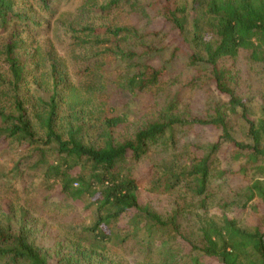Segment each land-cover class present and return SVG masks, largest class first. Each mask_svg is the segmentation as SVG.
I'll return each mask as SVG.
<instances>
[{
    "label": "trees",
    "instance_id": "16d2710c",
    "mask_svg": "<svg viewBox=\"0 0 264 264\" xmlns=\"http://www.w3.org/2000/svg\"><path fill=\"white\" fill-rule=\"evenodd\" d=\"M41 3L46 6L47 0ZM91 7L108 20L102 27L84 30L91 36L90 44H96L90 49L122 65L111 68L112 80L105 83L111 84V95L126 100L127 95L142 94L157 112L126 132L127 115L116 116L112 109L100 121L103 134L98 137L104 140L89 142L81 132V117L75 126L59 129L56 100L51 97L46 117L38 118L41 133H36V118L28 117L19 93L25 61L14 55L15 44L7 42L4 62L11 77V98L8 107L0 105V141H9L8 147L15 142L23 145L34 166L43 170L41 181L47 189H57L70 205L81 203L90 221L71 234L73 241L60 240L42 233L46 225H34L29 214L9 206L0 221V264H105L96 249L118 238H124L125 245L132 241L126 251L129 258L143 256L155 246L156 264H264V0H91ZM124 10L134 15L132 22L117 19ZM21 18L13 0H0L2 25ZM166 52L168 60L161 62ZM179 57L188 67H203L191 80L209 96L200 115L186 110L177 115L174 101L167 108L156 103V85L167 65ZM257 68L262 90L252 99L250 71ZM185 125L213 131L217 137L211 144L190 147L187 168L178 171L181 160L168 159L149 164L142 174L134 171L152 151L168 150L165 135ZM183 177L188 181L183 186L186 200L198 198L199 210L206 208L201 198L212 181L233 188L194 239L181 229L183 216L188 215L183 198L163 209L141 199L169 196L181 187ZM4 179L9 182L10 176ZM245 214L253 218L246 227ZM130 219L133 231L125 230ZM118 222L122 229L114 226ZM33 237L40 241L37 245Z\"/></svg>",
    "mask_w": 264,
    "mask_h": 264
},
{
    "label": "rangeland",
    "instance_id": "374dc122",
    "mask_svg": "<svg viewBox=\"0 0 264 264\" xmlns=\"http://www.w3.org/2000/svg\"><path fill=\"white\" fill-rule=\"evenodd\" d=\"M13 1L22 18L7 21L3 25L0 22L1 106L8 107L11 98L9 89L11 77L4 62V49L6 43L10 42L15 44L14 55L22 56L25 61L26 72L19 93L28 117L36 118V133H41L39 125L46 117L47 103L51 97H55L56 100L55 117L59 129L64 130L69 125L75 126L81 117L84 122L81 132L89 142L104 140V137H98L99 132L103 134L100 121L105 116H110L112 109H115L116 116L127 115L125 125L128 124L129 128L126 132L142 125V121L153 119L157 111L150 108L152 105L150 99L145 100L142 94L133 97L127 95L126 100L120 96H112L111 84L105 85L112 80L111 68L122 65L114 57L90 49L92 46L95 48L96 44H90L91 36L84 30L89 27H102L108 20V17L102 18L96 9L91 7V0H47L46 6H42L41 0ZM120 14L122 15L117 18L118 20L129 18L132 22L134 18V15H129L125 10ZM168 55V52L164 53L161 62L167 61ZM185 61L184 57H179L167 65L165 76L156 85L155 100L159 108H167L170 102L174 101L178 109L177 115H183V110L200 115L209 96L203 89L193 86L191 80L202 72L203 67H188ZM258 70L259 68L250 71L252 99L260 96L262 90ZM105 91L110 94L109 97ZM213 100L215 98L210 96V101ZM38 118L41 119L40 122ZM216 137L213 131L202 128L175 126L163 138L170 142L168 150L152 151L144 162L134 167V171L138 175L142 174L149 164H160L168 159L181 160L183 167L178 171L187 168L189 155L193 153L192 148L189 152L190 147L211 144ZM19 144L15 142L8 147L9 141H0V221L11 206L16 212L21 210L29 214L27 216L34 225L38 227L46 225V230L42 233L60 237V240L67 238L73 241L71 234L80 232L84 226H89V213L84 212L81 203L70 205L65 202L58 195L57 189L48 190V185L44 180L41 181L43 170L34 166L35 161L30 160L29 151ZM7 175L10 176L9 182L4 179ZM12 175H15V178L12 179ZM183 180L181 187L176 188L174 193L168 194L169 196L164 195L156 199L151 195H143L141 199L143 202L149 201L154 209H163L162 205L170 207L174 199L183 198L187 202L184 205L188 215L183 216L181 229L186 237L194 239L199 227L205 224L211 213L215 212V205L221 203V200L228 201L233 188L230 183L227 185L223 181H212L206 196L201 198L206 208L199 210L198 198L188 196L186 200V189L185 187L183 189V186L188 181L186 177H183ZM51 193L52 196H47ZM46 197L49 198L47 201ZM252 219L250 215L245 214L242 219V224L245 222L243 226L252 224ZM129 224L130 228L127 225L128 229L125 230L133 231L134 220L130 219ZM77 225L80 227L77 228ZM114 226L117 229L124 227L121 222ZM35 238L37 245L40 241H36ZM123 240L124 238H118L112 243L99 245L96 255L106 259L105 264H123L124 260L128 264H156L158 252L155 246L147 253H142L143 256L129 258L126 251L133 243L129 240L125 245ZM167 241L171 247L172 239ZM176 251L183 254L182 249Z\"/></svg>",
    "mask_w": 264,
    "mask_h": 264
}]
</instances>
